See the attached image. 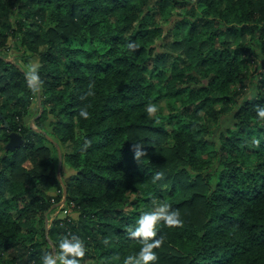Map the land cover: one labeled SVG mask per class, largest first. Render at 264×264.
<instances>
[{"label": "trees", "instance_id": "obj_1", "mask_svg": "<svg viewBox=\"0 0 264 264\" xmlns=\"http://www.w3.org/2000/svg\"><path fill=\"white\" fill-rule=\"evenodd\" d=\"M150 1L0 0V252L25 250L15 255L20 264H42L70 234L86 243L81 264H124L142 246L131 235L136 220L161 203L182 224L158 225L155 264H264V120L256 114L264 62L257 92L240 97L251 85L243 66L253 43L264 53V0H163L162 7H191L178 16L166 8L173 26L155 18ZM10 40L39 57V91L3 55ZM90 85L95 95L85 96ZM171 97L183 105L165 115L176 120L172 128L147 114L149 103ZM40 98L43 114L28 125ZM47 102L61 142L72 143L68 180L47 145ZM234 108V124L214 140ZM12 132L25 140L14 151L6 148ZM129 192L147 197L143 212L125 211ZM63 198L78 216L47 226Z\"/></svg>", "mask_w": 264, "mask_h": 264}, {"label": "rangeland", "instance_id": "obj_2", "mask_svg": "<svg viewBox=\"0 0 264 264\" xmlns=\"http://www.w3.org/2000/svg\"><path fill=\"white\" fill-rule=\"evenodd\" d=\"M162 2L163 0H151L149 5L147 6V8L150 7H155L154 9V15L155 18H158V21L163 23V24H167L165 26H173V24H175L176 22V15L175 13H179V14H186L188 9H191V7L187 8V9H183L181 7H177L173 4H170L169 6H167L168 8L174 10L173 13L176 16H172V18L168 21L167 16H170L171 13L168 12V10H166L167 7H162ZM146 8V9H147ZM167 13V14H166ZM181 37L183 38L184 36V30L181 29ZM252 42V41H251ZM254 44V54H250V58L247 61V63L244 64V69L248 70L249 73L252 75L251 78V85L249 88L245 89L242 91V93L240 94L241 98H245V97H250L252 95H254L257 92V86L255 85L258 78H259V71L261 69V65L264 62V53L262 51V48L260 45H257L256 43ZM3 55L5 57L8 58V60L10 61H14L19 63L21 66L24 67V69L29 73L31 70V66L33 64H38L39 65V57L34 55L31 51H29L28 49L22 47L20 44H17L16 42H14L13 40H10L8 47L4 50ZM61 94L57 93V97H60ZM47 96V95H46ZM46 96H44V98H46ZM182 97H187L186 94H184ZM41 98L38 99V102L36 101L33 105H32V111L30 116H28V118L26 119L27 124L29 125H33V126H37L36 124V119L41 117V115L43 114L44 108L41 105ZM50 104L47 102V107H49V111H48V120L45 123V128H46V133L48 135L49 138V142H47V145L52 149L53 151V155L56 159V166H55V171L57 172V175L62 179V180H68L70 179L74 174L75 171L64 161V154L66 152V149L69 148V150L72 148V143L69 141L67 142V145L62 143L60 140V137L58 135V133L56 132V127H54V125H52L51 121L56 119V116L52 113V110L50 109ZM149 104H154L157 106V113L155 114L156 117H159V119L164 122L168 121V125L170 126V128H172V125L176 122L175 119H170L168 117H166L165 115L168 114H174L177 112H180L183 108L182 102L180 101V99L178 97H171V98H163L158 100L157 102H151ZM148 104V105H149ZM147 105V107H148ZM172 107L174 108V110L172 109ZM218 108H220L219 106H217ZM237 107V106H236ZM235 107V108H236ZM197 106H194L193 109H197ZM231 109V111H229V113L224 114L223 116H221L220 122L217 125V127L215 128V132L212 135V138L214 140L218 139V136L220 135L221 131H225L228 127L232 126L235 122V112L236 109ZM201 114L204 115L205 112L204 110L201 111ZM264 131V130H263ZM66 193V190H64ZM60 191L57 190V188H53L50 189L49 193L52 196H56ZM129 195L131 197V202L134 203L136 202V204L138 205V208H136V206H134L132 203L129 204V206L125 209L126 212H129L131 210L137 209L138 212H143L144 208H145V201L144 200H140V198L145 199L147 197H143V195L140 192H129ZM65 200V198H63V200L59 203H63ZM73 205L71 204V207ZM73 210V207L71 208ZM69 216H78V214L75 212V210L66 213L65 210H61L60 205L58 207V210L55 211L53 214L50 215V218L47 220V226L52 223V221L56 218V219H65ZM40 231V230H39ZM42 231L39 232L38 235L41 236ZM39 238V236H38ZM41 240V238L39 239ZM32 244V242H28L27 246H30ZM25 252V250H19V249H14L11 251H2L0 252V256H1V262H3V264H20L18 260L15 259V255L18 254L19 255H23ZM21 259V258H19Z\"/></svg>", "mask_w": 264, "mask_h": 264}, {"label": "clouds", "instance_id": "obj_3", "mask_svg": "<svg viewBox=\"0 0 264 264\" xmlns=\"http://www.w3.org/2000/svg\"><path fill=\"white\" fill-rule=\"evenodd\" d=\"M129 48L135 49V43H130ZM39 65L33 64L30 72L27 74V86L33 91L40 90V77L38 72ZM94 88L90 85L85 96H94ZM83 98V97H82ZM157 106L149 104L147 114L156 119ZM80 116L84 119L90 117V112L87 107L80 109ZM258 119L264 120V106H258L256 110ZM134 156L140 160L144 156V150L141 143L133 145ZM163 173H155L154 179H160ZM161 223L169 227H175L182 224L180 213L172 209V206L167 203H161L152 210L144 211L136 220L135 227L131 231V235L139 238L142 241V246L137 253L129 255L125 258L124 264H155L158 260V255L154 251L162 243V238L158 237V225ZM87 246L85 241L76 234L66 235L60 239L58 247L51 252H45L42 256V264H81V258L86 254Z\"/></svg>", "mask_w": 264, "mask_h": 264}, {"label": "water", "instance_id": "obj_4", "mask_svg": "<svg viewBox=\"0 0 264 264\" xmlns=\"http://www.w3.org/2000/svg\"><path fill=\"white\" fill-rule=\"evenodd\" d=\"M6 126H8V123H6ZM10 138H11L10 141L6 145L7 150L14 151L17 148L21 147L25 142L22 135L17 132H12L10 134Z\"/></svg>", "mask_w": 264, "mask_h": 264}, {"label": "built area", "instance_id": "obj_5", "mask_svg": "<svg viewBox=\"0 0 264 264\" xmlns=\"http://www.w3.org/2000/svg\"><path fill=\"white\" fill-rule=\"evenodd\" d=\"M60 205V208H61V210L63 209V208H65L64 210H65V212L66 213H69V212H71V208L74 206H68V207H65V204H64V202L63 203H61V204H59Z\"/></svg>", "mask_w": 264, "mask_h": 264}]
</instances>
